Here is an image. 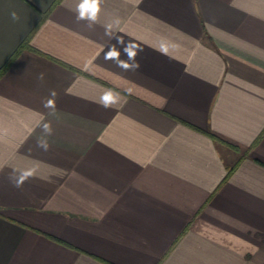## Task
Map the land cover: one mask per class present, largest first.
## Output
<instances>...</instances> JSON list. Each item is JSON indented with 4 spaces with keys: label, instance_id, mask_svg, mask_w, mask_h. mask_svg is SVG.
<instances>
[{
    "label": "crops",
    "instance_id": "0c3cea01",
    "mask_svg": "<svg viewBox=\"0 0 264 264\" xmlns=\"http://www.w3.org/2000/svg\"><path fill=\"white\" fill-rule=\"evenodd\" d=\"M79 3L0 0V264H264V0Z\"/></svg>",
    "mask_w": 264,
    "mask_h": 264
},
{
    "label": "clouds",
    "instance_id": "9594fccd",
    "mask_svg": "<svg viewBox=\"0 0 264 264\" xmlns=\"http://www.w3.org/2000/svg\"><path fill=\"white\" fill-rule=\"evenodd\" d=\"M101 2L102 0H81V3L77 6V11H78V20H88L90 22L89 26H91L93 23L97 21L98 14L101 11ZM15 18V14H13ZM118 23V21H116ZM118 43L123 44V41H119ZM124 51L126 55L129 57L130 60H134V57L136 55V51L134 50L136 48L135 44L131 41H129L127 44H123ZM166 51V49H165ZM119 56V52L117 50L110 49L108 52L105 53V59L110 60V59H117ZM119 67H122L125 70H129L130 68H135L138 67V64H135L134 67L133 65H130L127 62H120L118 64ZM42 78V76H41ZM55 95V93H53ZM119 97L117 94H115L112 90L106 91L100 98V103L103 107L108 108L115 103H117ZM46 107H53V101L49 100L47 104L45 105ZM44 131L48 134L51 133V129L47 124L44 125ZM40 146L43 147L45 150H47V143L46 142H40ZM32 173L31 171H24L19 179L16 181V186L20 187V185L23 183L24 179H26L28 176H30Z\"/></svg>",
    "mask_w": 264,
    "mask_h": 264
},
{
    "label": "trees",
    "instance_id": "16d2710c",
    "mask_svg": "<svg viewBox=\"0 0 264 264\" xmlns=\"http://www.w3.org/2000/svg\"><path fill=\"white\" fill-rule=\"evenodd\" d=\"M20 48H21V47H20ZM20 48H18V49L16 50V53L19 51Z\"/></svg>",
    "mask_w": 264,
    "mask_h": 264
}]
</instances>
